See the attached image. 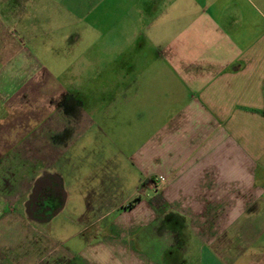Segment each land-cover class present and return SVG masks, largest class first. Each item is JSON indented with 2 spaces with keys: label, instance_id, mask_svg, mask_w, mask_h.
<instances>
[{
  "label": "crops",
  "instance_id": "obj_1",
  "mask_svg": "<svg viewBox=\"0 0 264 264\" xmlns=\"http://www.w3.org/2000/svg\"><path fill=\"white\" fill-rule=\"evenodd\" d=\"M11 2L71 60L61 81L0 20V228H97L94 264H264V0Z\"/></svg>",
  "mask_w": 264,
  "mask_h": 264
},
{
  "label": "rangeland",
  "instance_id": "obj_2",
  "mask_svg": "<svg viewBox=\"0 0 264 264\" xmlns=\"http://www.w3.org/2000/svg\"><path fill=\"white\" fill-rule=\"evenodd\" d=\"M5 1L6 0H0L1 22H10L9 25L15 27L13 31L17 32H14V35L17 38L21 39L22 37H25V43L29 48L30 54H32L49 73H53V71H56L57 73L65 70L64 74L61 76V81H64L68 76L66 69L68 61H70L71 58L68 60L69 56H67V52L59 50L58 38L60 35L52 33L48 35H33L34 37L29 35L21 36L18 25L19 19L8 17L7 11L9 3H5ZM72 1L73 0H52V3L54 6L59 5L61 7H66V4H68L72 9L74 5ZM12 2L13 5H15L14 0H12ZM25 23L28 25L29 20ZM32 38H35V40H32ZM9 41L10 40L6 39V37L0 35V45L2 44L3 46L8 47L10 46ZM79 69V65H73L70 68V70L73 71H78ZM0 70H3V68H0ZM17 70H19V68L13 64L11 69L8 70V73L16 75L15 72ZM13 104L17 106L30 105L31 107L33 105L32 102L27 100V98H24L23 100L20 99L13 103L11 102L9 105L12 106ZM14 105L12 107H14ZM16 166V164H10L7 167L11 172L17 168ZM81 167L83 168L85 166ZM92 172H99V168L95 169L87 167L81 170V173H86V175H89L88 173L91 174ZM85 228L86 227L75 228L71 233L67 232V227L60 228V230H63L62 234L64 236L59 237V239L56 238L58 242L54 241L52 244H49L47 241L45 242V240H41L39 236L35 235V228L32 226L25 227L26 232L23 231L22 227L12 228V230L7 231L0 228V234L2 235L0 239V264H51L53 262L56 264H83L84 260H86V264L98 263L95 251L102 247L99 242L94 241V238L97 237V240H100L99 237L102 232H99L97 228H89L87 231H84ZM76 229H79L80 231H76ZM47 230L48 228H44L45 232H47ZM49 231L50 229L48 232ZM76 233H79L80 235ZM88 238L93 239L94 243H90ZM85 240L86 242H84ZM51 249L54 253L49 256L47 252ZM17 253L21 254V257H18Z\"/></svg>",
  "mask_w": 264,
  "mask_h": 264
},
{
  "label": "flooded vegetation",
  "instance_id": "obj_3",
  "mask_svg": "<svg viewBox=\"0 0 264 264\" xmlns=\"http://www.w3.org/2000/svg\"><path fill=\"white\" fill-rule=\"evenodd\" d=\"M55 188H51V190H50V192H52L53 194H51V195H49L48 193H50V192H48V193H46V195H49V197H51V198H53V197H55L56 199H57V202H60L61 201V197H58L57 195V192H55V190H54ZM51 200V199H50ZM46 201L45 202V206H47L48 204H49V206L51 205V201ZM37 205H40V204H42L43 205V203H44V198H43V196L42 197H38L37 198Z\"/></svg>",
  "mask_w": 264,
  "mask_h": 264
}]
</instances>
